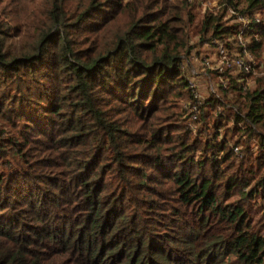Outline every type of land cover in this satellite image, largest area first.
<instances>
[{
	"label": "trees",
	"instance_id": "trees-1",
	"mask_svg": "<svg viewBox=\"0 0 264 264\" xmlns=\"http://www.w3.org/2000/svg\"><path fill=\"white\" fill-rule=\"evenodd\" d=\"M192 1L0 0V264H264V74L184 72L264 0Z\"/></svg>",
	"mask_w": 264,
	"mask_h": 264
},
{
	"label": "rangeland",
	"instance_id": "rangeland-1",
	"mask_svg": "<svg viewBox=\"0 0 264 264\" xmlns=\"http://www.w3.org/2000/svg\"><path fill=\"white\" fill-rule=\"evenodd\" d=\"M218 2L219 0H193V12L196 14L197 18H202L207 13H215L220 10V3ZM229 15L231 14L229 11H227L224 18L228 17ZM258 17L263 19L262 21L264 23V18L259 14ZM192 41L194 42L195 38H193ZM188 56L189 58L187 57L184 63V72L186 73L189 80L194 81L196 85V92L204 99V97L209 95L210 87H214L215 92L217 91V84L219 83L220 78L222 79V75L219 78L215 72L217 71V67L220 66L215 45H212L211 43H198L192 47ZM254 61L255 67L251 75L248 77L249 86H254L255 78L258 75L264 74V47L261 49L256 59L254 58ZM213 71L215 73H212ZM180 105L182 109L185 107H183L181 103Z\"/></svg>",
	"mask_w": 264,
	"mask_h": 264
},
{
	"label": "built area",
	"instance_id": "built-area-1",
	"mask_svg": "<svg viewBox=\"0 0 264 264\" xmlns=\"http://www.w3.org/2000/svg\"><path fill=\"white\" fill-rule=\"evenodd\" d=\"M229 13L233 14L234 11L229 9ZM259 19L261 18L256 15L254 21L258 22ZM236 20L241 22V27L237 36V46L239 51H236L235 49L228 50L224 43L215 41L214 45L216 48V54L220 61V66L217 67L216 70L218 75L221 76L224 72H227L233 77L240 78L241 83L248 86L249 74L252 73L254 69V59L247 50V39L243 38L242 32L249 28V19H247L246 16L237 15ZM189 87L192 90L193 97L197 100V103L195 102V104L191 106V111L193 113L191 117L192 119H195L197 115V105L201 103L203 98L196 92V85L194 81L189 80ZM209 93L215 94L217 91L215 92L214 87H210ZM235 150H237V148H235Z\"/></svg>",
	"mask_w": 264,
	"mask_h": 264
}]
</instances>
